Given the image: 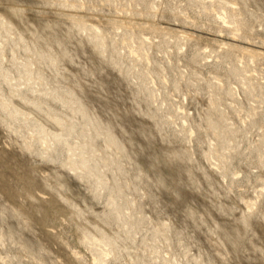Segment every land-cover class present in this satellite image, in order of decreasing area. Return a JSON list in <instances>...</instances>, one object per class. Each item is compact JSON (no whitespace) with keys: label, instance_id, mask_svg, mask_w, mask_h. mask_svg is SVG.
<instances>
[{"label":"rangeland","instance_id":"1","mask_svg":"<svg viewBox=\"0 0 264 264\" xmlns=\"http://www.w3.org/2000/svg\"><path fill=\"white\" fill-rule=\"evenodd\" d=\"M0 264H264V0H0Z\"/></svg>","mask_w":264,"mask_h":264}]
</instances>
